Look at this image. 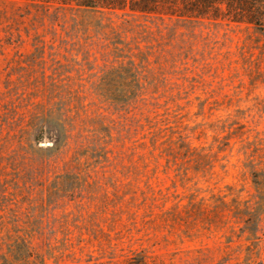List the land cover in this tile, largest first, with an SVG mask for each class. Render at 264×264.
I'll return each instance as SVG.
<instances>
[{
    "label": "rangeland",
    "instance_id": "obj_1",
    "mask_svg": "<svg viewBox=\"0 0 264 264\" xmlns=\"http://www.w3.org/2000/svg\"><path fill=\"white\" fill-rule=\"evenodd\" d=\"M0 0V264H264V31Z\"/></svg>",
    "mask_w": 264,
    "mask_h": 264
},
{
    "label": "trees",
    "instance_id": "obj_2",
    "mask_svg": "<svg viewBox=\"0 0 264 264\" xmlns=\"http://www.w3.org/2000/svg\"><path fill=\"white\" fill-rule=\"evenodd\" d=\"M50 4L53 0H31ZM81 9L174 17L186 21H227L264 31V0H66Z\"/></svg>",
    "mask_w": 264,
    "mask_h": 264
}]
</instances>
